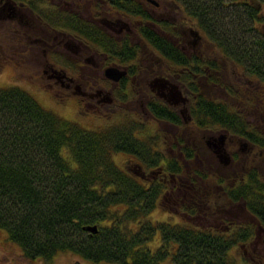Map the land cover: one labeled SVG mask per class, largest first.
<instances>
[{
  "label": "flooded vegetation",
  "instance_id": "af4514ba",
  "mask_svg": "<svg viewBox=\"0 0 264 264\" xmlns=\"http://www.w3.org/2000/svg\"><path fill=\"white\" fill-rule=\"evenodd\" d=\"M78 1L0 0V61L9 64L13 78L29 74L27 86L56 107L73 104L75 111L87 115L122 116L108 125L127 123L132 128L126 134L131 133L134 142L131 151L116 153L126 154L123 165H132L144 181H198L201 157L207 152L223 170L240 164L249 169L247 179L240 181L247 196L241 198V216L248 221L234 226L240 210H232L227 213L231 225L221 227L226 234L234 230L231 234L241 239L247 259L262 262L264 211L248 204L250 175L256 173L253 180L264 187L263 79L254 80L224 57L217 59L216 51H203L207 36L170 0ZM259 4L264 35V4ZM154 36L162 50L153 45ZM40 52L47 57L40 59ZM212 60L223 66L218 81L201 74V62ZM201 93L240 112L246 122L240 126L226 120L203 128L198 120ZM190 123L194 138L185 129ZM185 151L193 157H186ZM192 160L200 175L190 179L184 173ZM172 163H178L180 171H168ZM165 193L164 199L175 206L172 193ZM202 213L199 210L200 219ZM221 222H216L219 227Z\"/></svg>",
  "mask_w": 264,
  "mask_h": 264
},
{
  "label": "trees",
  "instance_id": "16d2710c",
  "mask_svg": "<svg viewBox=\"0 0 264 264\" xmlns=\"http://www.w3.org/2000/svg\"><path fill=\"white\" fill-rule=\"evenodd\" d=\"M170 1L204 32L217 59L224 57L249 77L264 81V35L256 6L264 0ZM152 43L162 50L156 36ZM222 67L219 60L203 61L201 74L218 81ZM199 108L203 128L226 120L240 126L246 122L240 112L204 93ZM131 128L117 123L89 129L47 109L18 85H0L4 240L17 245L31 264H52L65 252L106 264H243L230 252L229 235L203 224V213L200 219L199 210L205 212L211 202L195 199V181H144L131 165L117 164L116 152L131 151L132 134H126ZM185 156L193 154L185 151ZM176 164L167 170L177 173ZM255 177L250 175L248 207L264 211V187ZM166 190L176 194L172 208L178 219L155 221L150 213ZM226 191L236 199L247 198L242 182ZM88 225H96V231L85 229Z\"/></svg>",
  "mask_w": 264,
  "mask_h": 264
},
{
  "label": "rangeland",
  "instance_id": "374dc122",
  "mask_svg": "<svg viewBox=\"0 0 264 264\" xmlns=\"http://www.w3.org/2000/svg\"><path fill=\"white\" fill-rule=\"evenodd\" d=\"M78 3H83V2L82 0H79ZM258 26L260 29L262 28L260 21L258 22ZM203 47H204L203 51L205 52H208V53L214 52V46L209 39L207 42H205V45H203ZM39 57L40 59H44L47 57V53L44 54L43 52H40ZM8 65L9 64L6 63L5 61L4 62L0 61V85L1 86L18 85L26 89L27 91H29L39 101V103H41L47 109H50L53 112L69 120H73L86 128L93 129L96 127H103L113 122H116L117 120H120V118L122 117V116L119 117V115L117 114L116 115L114 114L113 118H108V117L100 118L95 114L87 115L86 113L85 114L80 113L79 110L75 111V107L73 104L66 106L64 108L56 107L54 104H52L53 101H50L49 99H43L44 96H41L38 92H36L35 90H32L31 88L27 86L29 78H30L28 76L29 74L27 73L21 74V75L18 74L16 77L13 78L12 69ZM121 109L122 110L120 111L124 112L125 109H123V107ZM192 126L193 124H191V127L190 125H187L185 128L187 129L186 132L189 138L195 137L193 136V132L190 131V129H188V128H192L194 131V128ZM113 156L117 164L120 167H123V163L127 155L121 152V153H116ZM201 160H202V165L200 167L202 169L201 175L197 172V169H196L199 167L198 164L196 163V161L194 162L192 160L191 165L186 166L184 176L186 178L193 179L196 174L200 175L199 180L195 181L196 183L194 185L195 187L194 193H197L195 195V199H198V198L210 199V202H211L209 203V205L207 206L208 208L205 211V215L208 219H204L203 224L212 225L214 226L213 227L214 229H217L221 233L226 234V232L228 231H226L225 228H222L221 225L225 227L231 225L232 219L227 214L228 212L232 210L233 212L234 210H240L239 216L236 217L237 219H233V222L235 223L234 226L238 225L236 224L238 223L237 221L244 222V223L248 221L246 218L241 216L242 209H243L241 205H242L243 200H241V198L236 199L234 196H232L233 192L232 194H228L226 191V188L232 189V187L234 186L238 187V183L244 179L243 177L247 179L249 169H242L241 164H240V167L231 166V167H227L226 170H223L221 166L219 165L215 166L213 164V161H214L213 157L208 152L203 154V156L201 157ZM130 168H132V165L130 166ZM125 169L128 170L129 168L128 169L125 168ZM128 172L131 174L132 173L135 174L133 170L132 171L128 170ZM222 173H225V174H222ZM263 174H264V170H263ZM261 175H262V172H261ZM262 177L264 178V175H262ZM234 180H237V181H234ZM186 182L189 184V182L191 181H186ZM232 182L236 184L233 185ZM175 195L176 194L173 193L171 194L170 197L175 198L176 197ZM172 205L174 206V204L171 203L170 199H167V200L161 199L159 206L156 207L150 213V218L155 221L156 220H171V219L172 221H174V218L177 216V214H175V212L173 211V208L171 207ZM216 209H218L219 213L215 211ZM216 214L221 216V218H216L217 219L216 220L214 218V215ZM175 219H178V217ZM220 220L222 222L220 223V227H219V224H217L216 222ZM238 231H241V229L239 228ZM232 232H234V230ZM232 232L227 234L229 235V240L233 244V246L230 248L231 250L230 252L243 264H264V260L262 262H258V260H256V258H253V257H251L254 259L253 261H250L249 259H247V255L243 253L244 247H241V239L238 237L237 234L235 233L231 234ZM245 248L249 249L248 246L247 247L245 246ZM247 254L251 256V253H247ZM76 263L78 264H106V263L88 262L70 252L59 253L53 259L52 264H76ZM0 264H31V262L22 255L17 245L5 241L3 235L0 233ZM36 264H42V263L37 262ZM108 264H113V263H108Z\"/></svg>",
  "mask_w": 264,
  "mask_h": 264
},
{
  "label": "water",
  "instance_id": "95a60500",
  "mask_svg": "<svg viewBox=\"0 0 264 264\" xmlns=\"http://www.w3.org/2000/svg\"><path fill=\"white\" fill-rule=\"evenodd\" d=\"M260 5V4H259ZM97 226L96 225H88V226H85L84 228L87 229V230H90V231H96V228Z\"/></svg>",
  "mask_w": 264,
  "mask_h": 264
}]
</instances>
